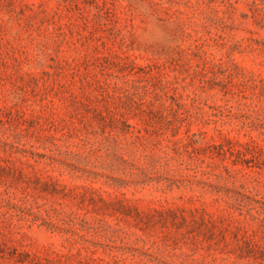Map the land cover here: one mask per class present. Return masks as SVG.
<instances>
[{
  "label": "rangeland",
  "instance_id": "374dc122",
  "mask_svg": "<svg viewBox=\"0 0 264 264\" xmlns=\"http://www.w3.org/2000/svg\"><path fill=\"white\" fill-rule=\"evenodd\" d=\"M0 264H264V0H0Z\"/></svg>",
  "mask_w": 264,
  "mask_h": 264
}]
</instances>
